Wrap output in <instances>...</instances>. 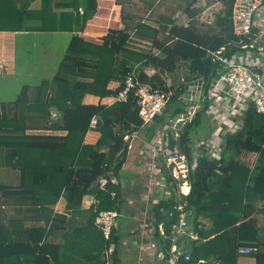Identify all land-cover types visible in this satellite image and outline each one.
<instances>
[{
  "label": "trees",
  "instance_id": "trees-1",
  "mask_svg": "<svg viewBox=\"0 0 264 264\" xmlns=\"http://www.w3.org/2000/svg\"><path fill=\"white\" fill-rule=\"evenodd\" d=\"M72 1L75 4L76 0ZM50 2L51 0H43V10L46 5L49 7ZM227 2L226 10L217 14L214 28L205 31L200 30L193 22L184 25L171 20L173 24L170 27L139 23L135 32L150 41L149 52L129 46L131 35L126 30L111 29L104 37L103 44L90 42L75 34L59 66L58 74L52 79L56 84L53 96H43L42 93L30 100V86L25 85L15 101L0 104L3 107L0 115V146L8 150V164L20 170L22 179L19 186L0 185V189L15 202L30 204V211L37 214L36 221L41 218L46 221V225L37 223L24 227L16 235H13L9 226L0 223V264L109 262L106 253L113 243L118 242L119 237L116 229H113L111 238L107 239L95 221L101 210L120 209L121 189L119 185L111 184V176L119 174L127 155L126 134L132 128L142 125L136 95L130 92L122 101L115 98L123 88L126 76L135 70L141 81L153 88L164 91L172 89L174 93L170 100V110L180 111V107L174 105L183 102L180 97L184 88L168 86L164 75L175 72L181 61L187 67V81L203 80L205 99L203 110L195 112L193 120L179 130L180 136L173 133V143L181 148L189 170L190 192L185 196L186 206L195 209L197 214L204 212L209 215L216 235L194 247L189 260L182 261L180 258L179 262L198 264L201 259H209L213 253L222 261L218 263L215 260L210 264H235L239 247L249 245L254 248L251 255L256 258L257 264H264V239L258 241L251 221L237 224L247 215L248 204L244 203L245 199L257 196L264 198V113L250 104L244 111L240 127L225 138L221 157H199L195 166L192 162V128L194 124H200L210 108L211 83L222 70L209 56L208 50L226 46L227 54L231 57L243 51L240 46L242 38L235 34L232 21L235 0ZM197 3L198 0H191L185 7V13L190 18H194L202 10V5ZM97 5V0H87L85 21L95 13ZM31 13L19 8L16 0H0V22L4 21L0 28L13 29L14 26L6 22L17 24ZM68 15L65 12L61 17L64 19ZM161 32L168 33L167 40L160 37ZM119 59L120 64L117 65ZM134 62L138 64L137 67H134ZM148 68H153L150 74ZM112 80L120 81V85L116 88L109 87ZM48 84L49 81H43L38 86L39 91L48 90L51 87ZM88 93L100 98L113 96L115 100L112 103L87 104L84 97ZM52 106L62 111L60 121L51 122L48 119ZM95 116H99L95 128L101 132V136L95 144L86 143L85 137L93 128L91 120ZM29 120L37 125H43L45 121V127L66 130L67 133L29 134L27 130L34 127L29 124ZM243 152L258 153V165L251 169L241 163L237 156ZM100 178L107 179L104 185L97 183ZM91 191H94L97 202L86 211L89 213L88 221L65 233L69 241L66 244L46 241L48 232L61 227L67 220L66 214L58 213L54 208L60 197H66L68 211L78 212L82 211L84 196ZM234 200L242 203V211L237 215L230 212V205L234 204ZM167 206L173 211V221L167 223V232L171 233L172 224L180 211L176 201ZM224 241L226 250L225 253H220L221 242ZM218 243L220 248H214ZM203 247L207 252H203ZM165 249L170 250L168 241ZM64 250L67 253L75 252L77 257L71 258L67 254V262L62 261ZM113 251L115 264L118 262V247Z\"/></svg>",
  "mask_w": 264,
  "mask_h": 264
},
{
  "label": "crops",
  "instance_id": "crops-1",
  "mask_svg": "<svg viewBox=\"0 0 264 264\" xmlns=\"http://www.w3.org/2000/svg\"><path fill=\"white\" fill-rule=\"evenodd\" d=\"M16 1L19 8L32 13L29 17L19 20L17 24L6 22L8 25H13V29L0 28V104H10L15 101L25 85L30 86V100L37 98L42 93L43 96L45 94L53 96L56 84L52 82V79L58 74L59 66L64 59L71 38L75 34L81 35L90 42L103 44L104 37L111 29L126 30L131 33L136 31L139 23L157 26L145 20L144 17L151 13L159 0H97L98 5L95 13L89 16L86 21L84 17L87 13V0H76L75 4L72 0H51L49 7L46 5L44 10L43 0ZM199 3L201 4L200 0ZM138 6H146L148 11L146 15L141 14L144 15L143 19L139 20V16L137 25L130 29L135 22V8H138ZM65 12H68L69 15L63 19L61 15ZM174 18L176 19L175 16ZM256 20L255 30L260 32V40L264 45V5L258 12ZM3 23L4 21L0 22V24ZM180 24L187 25L188 23L184 21ZM139 39L148 41L143 36ZM253 50L239 51L236 55L239 59L249 61L254 66H259L264 74V56H261L264 55V51H259L261 52V55H259ZM118 64H120V59ZM150 73L151 71H149ZM174 77L173 73L164 75L168 86H175ZM180 77L175 89L183 86L184 93L187 80L186 76L181 75ZM176 78L178 79V77ZM43 81H49L48 85H51V87L45 92H40L38 86ZM119 85L120 81L112 80L109 87L116 88ZM170 91L174 93L172 89ZM211 99L212 104L203 118L205 119L206 128L201 129L199 132L196 131V134H192L191 137L190 146L194 166L199 157L208 155L210 158L213 156L221 157L225 146V138L240 127L244 111L247 108H245L246 104L244 102L228 99L224 88L219 90L213 88ZM114 100L113 96L100 98L92 93H88L84 97V102L87 104L112 103ZM184 104L188 105L186 102ZM188 106L189 108L192 107V105ZM1 108L3 107L0 106V115L2 113ZM189 108L175 113L187 112ZM171 111L172 116L175 113H173V109ZM28 114L37 113L28 112ZM163 114L159 115L152 124L141 125L136 129L132 128L126 134L127 155L119 174L112 175L110 181L111 184L119 185L121 189L120 216L114 227L119 239L116 244H112L108 250L109 253H106L109 260L106 264H113L112 255L116 247H118V262L115 264H181L179 262L180 258L182 261L189 260L186 259V255H192L194 247L204 244L216 235L213 231L211 217L204 212L197 214L195 209L187 208L186 204L183 210L178 209L180 214L172 224L171 233L167 232V223L173 221V211L167 205L175 201L178 206L185 203V196L181 195L178 190L181 182L185 181L183 177L185 174L184 167L181 166L177 169L176 179L178 183L175 179L171 183L163 179L166 158L175 151H182L173 143V132L168 121H166L167 123L165 120L160 122V119L164 116ZM61 115L62 111L52 106L48 119L51 122H57L60 121ZM29 124L34 126L27 130L29 134L67 133L66 130L45 127V121L42 123L43 125H37L29 120ZM100 136L101 132L93 127L88 131L85 142L95 144ZM211 144L212 148L209 147ZM103 150L106 149L103 148ZM7 154L8 150L0 146V185L16 187L21 184V172L18 168L8 164ZM258 157L259 154L256 152H243L237 156V159L253 169L259 163ZM106 180V178H100L97 183L103 185ZM96 202V195L94 191H91L83 198L82 211H68L67 199L62 195L54 208L56 212L67 215L66 223L52 230L48 225L47 229L50 231L45 240L58 244L68 243L65 233L78 225H84L89 216L86 211ZM244 203L248 204L247 215L246 217L243 216L237 224L251 221L258 241L264 239V198L251 197L245 199ZM30 208H32L30 204L17 203L0 189V223L9 226L13 235L19 234V231L24 227L27 228L37 223L46 225L43 218L36 221L35 216L37 214L30 211ZM158 208L163 211L169 210V215L165 216L157 213ZM230 209V212H235L237 215L242 211V203L240 204V201L234 200V204L230 205ZM182 215L187 220V225L184 227L180 226ZM197 223L198 226H196ZM166 241L170 243V250L168 251L165 249ZM225 243V241L224 243L221 242V248L220 243L215 244L214 248L219 247L221 249L219 252L225 253ZM176 247L179 249L180 255H177V251L173 250ZM227 248L228 251L229 247ZM203 252H207V249L204 248ZM67 254L71 258L77 257L75 252L70 251L67 253L64 250L62 251V257H64L62 261H66ZM215 260L218 263L222 261L212 253L209 259H201L198 264L201 262L210 264ZM235 264H257V262L251 254H242L238 251Z\"/></svg>",
  "mask_w": 264,
  "mask_h": 264
},
{
  "label": "built area",
  "instance_id": "built-area-1",
  "mask_svg": "<svg viewBox=\"0 0 264 264\" xmlns=\"http://www.w3.org/2000/svg\"><path fill=\"white\" fill-rule=\"evenodd\" d=\"M263 5L264 0H235L232 10V21L235 34L242 38L240 46L243 50L249 51L256 49L258 51H264V45L260 40V32L255 30L257 24L256 16ZM208 54L212 60L217 62L222 68L211 83L212 89L215 88L219 90L220 88H224L225 95L228 99L244 102L246 104L245 108L250 104H254L257 111L264 113V74L261 68L259 66H254L249 63V61L239 59L237 55L235 57L229 56L226 51V46H222L217 50L209 49ZM196 80L187 81L186 86L190 85V82H196ZM191 86L192 89L187 93L186 97H184L183 93L180 99L181 101L186 99L189 102H194L196 100L197 104H189L192 105L189 111L181 112L187 114L186 117L178 118L175 121L173 118L175 113L170 116L168 120L169 127L176 136H180L179 130L193 118L196 112V106L199 105L201 108L204 106L203 102L205 97L203 96L202 90L203 83L198 99L196 92L198 91L199 84L192 83ZM130 92H133L137 97L139 115L142 119V125L144 126L152 124L159 115L163 114V109L166 105L170 104L173 95L172 91L153 88L151 85L142 82L135 70L126 76L124 86L115 99L119 101L125 100ZM98 121V116L93 117L91 120V127H97ZM172 122H174L173 125ZM209 147L212 148V144L209 145ZM173 164L174 166L172 168ZM181 166L184 167L183 171L185 176L183 177L185 181L181 182L178 190L181 195L187 196L190 192L188 183L189 170L184 154L181 155L180 152L175 151L166 158L164 162L163 179L168 183L174 182L175 179L178 183L176 179L177 169ZM184 202L185 203L177 206L178 209H184L186 201ZM119 216L120 211L118 209H104L98 213L95 221L96 225L103 231L107 239L111 238L112 231L117 224ZM186 225L187 220L182 215L180 226L184 227ZM173 250L177 251V255H180V251L177 247ZM253 250V247L247 245L241 246L238 249L239 253L242 254H251ZM108 253L109 251H107V254ZM186 259H190L188 254L186 255Z\"/></svg>",
  "mask_w": 264,
  "mask_h": 264
},
{
  "label": "rangeland",
  "instance_id": "rangeland-1",
  "mask_svg": "<svg viewBox=\"0 0 264 264\" xmlns=\"http://www.w3.org/2000/svg\"><path fill=\"white\" fill-rule=\"evenodd\" d=\"M200 1L202 4V10L194 18H190L189 15L185 13V7L188 5L189 2H191V0H159V3L156 5V7H153L154 9L146 17H144V15H146L148 8L146 6L145 7L138 6V8H135L136 9V12L134 14L135 22L131 25L132 28L130 29H133L134 26L137 25L139 16H140L139 20H142L144 17L145 20L157 26L167 25L168 27H170L173 24L171 20H174V22L178 21L180 23L186 21L188 24L193 22L200 30L203 31L214 28L217 14L224 12V10H226L228 4L227 0H200ZM197 4L199 6L201 5L200 3ZM174 16L176 17V19L174 18ZM132 32L130 33L131 37H130L129 46L143 52H149L151 49L150 41H143L142 39H139L141 38V35L139 33H136L135 31L133 33ZM160 37L164 40H167L168 33L161 32ZM253 51L261 55V52L257 51L256 49H254ZM160 55H162V53H160ZM137 66L138 64L134 62V67ZM148 70L152 72L153 68H148ZM186 72H187L186 64L183 61H181L179 63V66L177 67V70L173 72V77L174 76L178 77V79L174 77L173 82L175 86L179 82V79L181 78L180 76L181 75L185 76ZM184 105H185L184 102H179L174 106L180 107L181 110L189 108L188 105L185 106ZM171 114L172 111L168 110L166 113L163 114L164 117L160 119V122L166 117L169 119ZM166 121L168 120H165V122ZM202 122L203 123H200L199 125L194 124L193 128L195 129L192 128L193 129L192 134L194 133L196 134V131L199 132L201 129L206 128L205 119H203Z\"/></svg>",
  "mask_w": 264,
  "mask_h": 264
},
{
  "label": "water",
  "instance_id": "water-1",
  "mask_svg": "<svg viewBox=\"0 0 264 264\" xmlns=\"http://www.w3.org/2000/svg\"><path fill=\"white\" fill-rule=\"evenodd\" d=\"M192 83H198L199 84V87H198V91L196 92L197 93V99L199 98V95H200V91H201V85L203 83V80L202 79H199V80H196V82H190V85H187L185 87V92H184V97H186L187 93H189L192 89ZM184 102L188 103L189 104H197V101L195 100L194 102H189L187 101L186 99L184 100ZM201 106H196V112H200L201 111ZM168 110H170V104L166 105L165 108L163 109V113H166ZM175 113V112H173ZM195 115V114H194ZM187 114L185 113H176L174 115V120L176 121L178 118H181V117H186ZM169 120V119H168ZM174 124V122H172V125ZM180 125V124H179ZM180 154L182 155V151H180ZM174 164L172 165V168H173ZM157 213L159 214H164L165 216L169 215L170 211L169 210H166V211H163L161 208H158L157 209ZM200 264H205V263H200Z\"/></svg>",
  "mask_w": 264,
  "mask_h": 264
}]
</instances>
